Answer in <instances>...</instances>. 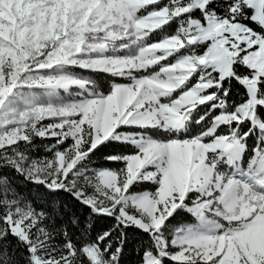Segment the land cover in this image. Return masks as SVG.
Wrapping results in <instances>:
<instances>
[{
    "label": "snow or ice",
    "instance_id": "1",
    "mask_svg": "<svg viewBox=\"0 0 264 264\" xmlns=\"http://www.w3.org/2000/svg\"><path fill=\"white\" fill-rule=\"evenodd\" d=\"M130 244L264 264V0H0V264Z\"/></svg>",
    "mask_w": 264,
    "mask_h": 264
},
{
    "label": "trees",
    "instance_id": "2",
    "mask_svg": "<svg viewBox=\"0 0 264 264\" xmlns=\"http://www.w3.org/2000/svg\"><path fill=\"white\" fill-rule=\"evenodd\" d=\"M251 144V141H249ZM112 148L102 149L100 152H97L96 156L93 157V162L96 164L103 165L105 164V161L103 160V155L106 152L113 151ZM77 212H79V209H77ZM104 225V221L100 220L96 224V228L100 229ZM136 259V246L134 244H130L128 248L126 249L125 257L123 258L122 264H135Z\"/></svg>",
    "mask_w": 264,
    "mask_h": 264
}]
</instances>
